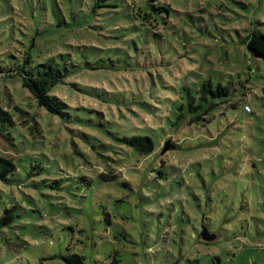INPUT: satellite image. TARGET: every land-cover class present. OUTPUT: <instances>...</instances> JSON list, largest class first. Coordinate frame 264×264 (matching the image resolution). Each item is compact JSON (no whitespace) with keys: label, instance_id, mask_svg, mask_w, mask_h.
Listing matches in <instances>:
<instances>
[{"label":"rangeland","instance_id":"374dc122","mask_svg":"<svg viewBox=\"0 0 264 264\" xmlns=\"http://www.w3.org/2000/svg\"><path fill=\"white\" fill-rule=\"evenodd\" d=\"M94 1L0 0V264H264V0ZM24 55L62 114L5 77Z\"/></svg>","mask_w":264,"mask_h":264},{"label":"trees","instance_id":"16d2710c","mask_svg":"<svg viewBox=\"0 0 264 264\" xmlns=\"http://www.w3.org/2000/svg\"><path fill=\"white\" fill-rule=\"evenodd\" d=\"M131 2L133 4L132 0ZM101 7H109L107 0H95L91 9L92 11H95L97 8ZM148 16L150 18V14L146 13L143 20L152 26V22L146 20ZM246 49L250 53L259 56L264 61V33L253 30L246 38ZM14 59L16 62L12 66L10 65L11 69L7 71L4 70L5 77L10 79L13 78L18 81L20 80L22 87L29 92L38 107L45 109L51 114H62L65 104L52 95L51 91L55 85L63 83L65 75L59 69L53 68L48 63L34 64L28 55L16 57ZM0 70L2 71L1 67ZM209 88L210 83L205 81L201 85L200 92L204 94ZM211 108V105H207L206 103L196 107H190V111L195 112L197 110L199 115L203 116ZM0 121L2 123L11 122L9 113L1 108ZM192 121L193 119L189 120L188 123H191ZM122 142L127 146L132 147L140 155H148L153 152V142L149 137L132 136L130 138L122 139ZM14 170L15 166L12 161L9 158L0 155V180L6 179L9 174L14 172Z\"/></svg>","mask_w":264,"mask_h":264},{"label":"water","instance_id":"95a60500","mask_svg":"<svg viewBox=\"0 0 264 264\" xmlns=\"http://www.w3.org/2000/svg\"><path fill=\"white\" fill-rule=\"evenodd\" d=\"M171 147H173V145H171L169 141H166L163 145V149L161 150V154H164L165 152H167ZM197 237L198 239L204 242H209L214 239V236L209 234L208 231L204 227L201 228V231L197 235Z\"/></svg>","mask_w":264,"mask_h":264},{"label":"built area","instance_id":"2783aa9c","mask_svg":"<svg viewBox=\"0 0 264 264\" xmlns=\"http://www.w3.org/2000/svg\"><path fill=\"white\" fill-rule=\"evenodd\" d=\"M246 109L248 110V108H247V107H245V110H246Z\"/></svg>","mask_w":264,"mask_h":264},{"label":"crops","instance_id":"0c3cea01","mask_svg":"<svg viewBox=\"0 0 264 264\" xmlns=\"http://www.w3.org/2000/svg\"><path fill=\"white\" fill-rule=\"evenodd\" d=\"M247 110V109H246Z\"/></svg>","mask_w":264,"mask_h":264}]
</instances>
